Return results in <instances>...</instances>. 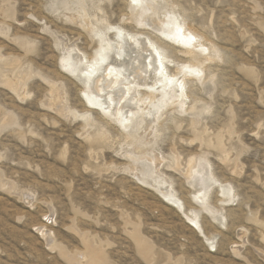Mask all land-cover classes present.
<instances>
[{
  "label": "rangeland",
  "instance_id": "374dc122",
  "mask_svg": "<svg viewBox=\"0 0 264 264\" xmlns=\"http://www.w3.org/2000/svg\"><path fill=\"white\" fill-rule=\"evenodd\" d=\"M128 1L0 0V264H92L85 240L93 264H264V0H146L138 17ZM170 11L200 36L203 69L184 70L183 106L124 130L61 57L89 56L108 25L163 38L143 20ZM164 40L171 71L191 63Z\"/></svg>",
  "mask_w": 264,
  "mask_h": 264
},
{
  "label": "bare ground",
  "instance_id": "6f19581e",
  "mask_svg": "<svg viewBox=\"0 0 264 264\" xmlns=\"http://www.w3.org/2000/svg\"><path fill=\"white\" fill-rule=\"evenodd\" d=\"M128 3L129 8H131L130 13L132 17L141 16L142 13L152 11V8H154L147 4L146 0H129ZM149 13L150 17H147L143 20L144 25L150 28L148 30H156L158 31V34L160 33V35L164 39L176 38V40H178L175 41L176 43L183 46H188V49L185 50L184 48L181 49L182 51H179L187 56L190 55L191 63H189L190 61L188 60L189 64L181 65V67H177L176 69H174L175 71H171L169 69L170 67L168 66L170 65V62H173V60L171 61L170 56L167 53V49L170 46H167V43L163 38H160L159 36H152L154 34L151 33L154 31L149 33L150 31L148 32L146 29L145 30L148 33H145L144 31H142V33H133V31L129 32L124 27H121V25H108L107 30L105 32H100L99 30H96L94 36H96L97 38V44L95 45V47L93 46V52L89 54V56L81 55L82 57L79 58L77 61H72V59L69 57L70 55L61 57L62 67L68 70L73 76H76L84 82V88L85 91L88 93V97L90 98L91 103L97 106L98 109L102 110L107 117H110L111 119L115 120L122 128H124V130L129 127L131 118L135 114L141 115L140 121H143L145 119V116L149 118L153 117V115H156V113H158L159 111L165 110L166 108H168V106H170V104L175 103L176 101H180L181 106H183V99H187L188 95L190 94H188L185 89V80L187 78L185 79L184 72L189 71L194 73L202 71L204 64L203 62L205 61V59L204 61H201V59L199 60L197 58L199 51L198 54L196 53L197 50L195 52V49L197 47L202 48L204 46L201 43L202 41H200V36L197 35V33L192 31L190 28H188V26H185L184 21L182 20L183 18L180 19L181 14L177 15L173 11H170L165 17L166 21L164 22V24L156 25V20L154 22L151 16V12ZM189 46H191V49H189ZM211 49L213 48L211 47ZM175 56L177 57V55ZM14 63L16 64V62ZM181 63L183 64V62ZM80 65H82L83 67H80ZM13 74L14 73L5 74L3 76V83L7 86V88L9 87V89H12L18 95H22V82L24 80L23 73L21 75L22 77ZM48 93L49 98L46 100V105H48V107H52L56 104V100L60 98L59 95L61 93L59 92V87L55 84H52L51 82L50 92ZM192 105H190L188 108H190ZM169 111L167 113H169ZM164 112L166 113V111ZM153 120L155 119L153 118ZM162 120L163 118H161V120L159 121ZM165 120L167 119L165 118ZM154 123H156V121ZM139 126H141V123ZM133 140L136 139L134 138ZM219 144V141H216V146H219ZM185 174L187 173L185 172ZM161 194L166 200L170 201L173 204H176L179 208H181V211L185 213L188 220L195 223L198 228H202L196 218L197 213H195L194 210L192 211L191 208L188 210V214L184 209L185 205L182 203L183 201H180L174 195L171 187H168L165 191H161ZM194 198L197 199L196 197ZM204 204L205 203H203L202 208L206 210L209 209V211H211L210 208H206V204ZM137 237L135 239L140 241V238L138 239ZM84 242L89 251L90 261L93 264L96 260L99 259V250L92 246V244H90V242H88L87 240H85ZM144 251L147 252L148 250ZM71 260L72 262L76 261L75 258H72Z\"/></svg>",
  "mask_w": 264,
  "mask_h": 264
}]
</instances>
